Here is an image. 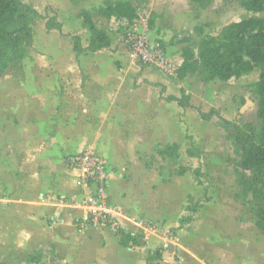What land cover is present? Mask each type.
I'll return each mask as SVG.
<instances>
[{"label":"crops","instance_id":"crops-1","mask_svg":"<svg viewBox=\"0 0 264 264\" xmlns=\"http://www.w3.org/2000/svg\"><path fill=\"white\" fill-rule=\"evenodd\" d=\"M144 1L146 10L158 15L149 20L150 40L152 34L163 37L164 40L165 26L176 32H186L192 39L198 40L193 30L196 26H202L205 10L195 16L188 0ZM59 2L61 0L57 1ZM73 2L62 0L66 10L78 13L85 10L90 13L91 9L99 8V4L104 0ZM131 4L135 6L134 0H131ZM46 5L56 12L62 31L67 33L65 22L60 19L58 6L50 1ZM90 16L96 25L97 22L108 21V25L112 22L111 18L97 15V19L93 14ZM77 25L79 30L69 33L77 34L82 46L86 47L90 42V31L83 24L80 26L78 21ZM46 31L54 34L58 40L56 51L53 53H50V50L46 51L40 69L26 73L28 82L11 87V91L7 86L3 89L9 92L8 94H15V100L5 99V101L10 104L9 118H14L17 122H11L13 128L7 131V134L0 132L3 135L0 157H8L7 161L0 158V187L3 190L1 196L6 201L4 206L0 204V263L8 262L7 258L12 260L28 258L32 254L33 246L38 250L45 248L51 242L50 240L46 242L50 237L53 244L55 242L62 244L63 241L71 243L72 246L77 244L78 248L75 247V253L71 258L79 259L78 264H93L95 260L107 261V264H145L149 251L158 246L149 244L148 240L146 244L149 246L123 247L118 244L114 231L104 224H89L90 226L84 229L78 228L75 221L78 222V218L83 219L85 216L82 213L75 215L70 209H65L64 213L56 211L52 206L53 198L56 196L63 199L70 195L77 198L80 191H83L85 197L87 193L91 194L92 191L97 190L96 184L89 187L78 184L77 189L78 173L65 163L67 156L89 150L104 159L108 174L102 192L106 193L105 198L108 195V206L112 204L124 214H112L111 208L108 209L109 213L125 230L136 236L139 225L142 226V220L146 218L142 217L139 220L135 217L138 215L132 212L135 207L129 196H133L138 190L128 186V183L119 176L120 168L124 169L127 164V170L130 171L135 162H139L140 153L152 152L160 130L157 123L161 121L162 105L168 109L172 107L174 112L180 110L184 113L189 109H182L176 102H168L160 97V87L157 85L164 86L165 97H179L180 89L175 91L173 82L176 80L171 77H156L158 74H152L151 66L148 67L150 64L141 70L140 66L130 59L133 61L132 71L138 73L142 83L137 86L129 84L130 75L121 67L129 62V55L113 53V41L109 32V46L112 52L108 51L107 55V49L85 51L76 59L70 37L61 36L55 29ZM61 41H64L69 48L71 46L69 53L58 51L61 49ZM65 58L68 59V63L61 66L60 62ZM116 61H120L119 69L115 68ZM125 74L127 76H124ZM179 84L180 88H184L185 78L181 79ZM191 99H189L190 103L195 105ZM145 110L148 112L146 113ZM2 116L4 112L0 113V129L4 125L3 121L7 119V115L4 119ZM137 123H147L151 126L150 129L138 128L135 125ZM4 140L6 143L8 141V150L5 149ZM16 156L22 157L21 160L17 161ZM118 182L121 183L122 188L115 192V185ZM34 195L41 197L40 202L34 203ZM51 214L58 216L57 223H49L47 218H44L50 217ZM75 232L82 235L78 242L67 238L70 234L75 235ZM106 235L115 238L116 249L127 252L128 261L116 260L111 255L108 258L100 256L98 259H89L92 261L89 263L81 261V257H87L88 249L85 248L84 243H90L92 239L97 240L101 253L105 255L104 251L107 250L104 248L107 244L104 236ZM41 244L45 246H38ZM252 244L251 246H254L256 242ZM189 259L190 262L181 255L179 264H194L193 262L199 261L196 258L189 257ZM242 261L240 264H251L247 260ZM258 262L264 264V254ZM160 263L173 264L172 257L166 250L162 253V259L158 264Z\"/></svg>","mask_w":264,"mask_h":264},{"label":"rangeland","instance_id":"rangeland-1","mask_svg":"<svg viewBox=\"0 0 264 264\" xmlns=\"http://www.w3.org/2000/svg\"><path fill=\"white\" fill-rule=\"evenodd\" d=\"M23 1L36 7L41 15L47 16H51L54 10L51 7L45 10L46 4L48 1L55 3L60 10V19L65 22L68 34L79 30L77 21L80 26L82 25L78 12L66 10L63 7L62 0L59 3L57 1L60 0ZM107 1L104 0L102 4H99V8L91 9L90 14L98 19L97 15L105 7ZM188 1L195 16H198L202 10L206 11L202 26H196L193 30L194 36L198 39L196 41L206 36L217 35L224 26L232 21L248 16L264 18V10L259 13H249L233 1L211 0L201 6L198 5L197 0ZM134 4L138 18H145V21L150 20L151 12L146 10L145 1L134 0ZM111 19L112 22L109 25L108 21H104L103 23L97 22V26L103 27L107 35L108 32L110 33L114 47L113 53L117 52L119 55L128 56V50L125 48L122 39L124 31L130 29L129 27L133 24V21ZM44 21V19H37L34 22L33 42L31 45L26 46L23 60L19 64L8 68L0 77V113L4 112L2 119L6 118L7 115V119L3 121V127L0 129L3 134L11 131L13 128L11 122H17L14 118H9L8 109L10 104L5 101V99L15 100V94H8L9 92H5L3 89H6L7 86L8 90L11 91V87L28 82L26 73L33 70L38 71L46 51L50 50V53H53L58 46L55 35L44 29ZM143 23L145 24V22ZM150 24L147 21L145 29H142V26L139 27V30L148 40V47L152 51V55H155L151 56L150 54L149 59L151 58L150 62L152 63L148 67L151 66L152 74H158L156 77H171L176 80L173 82V86L176 88L175 91H179V89L181 90L180 80L175 77V69L180 63V50L184 46L183 43H180V40L188 35L186 32H176L165 26L164 40L163 37H156L154 34L151 35L150 40L148 31L149 28L151 30ZM54 33L56 34V32ZM60 45L61 49L58 51L61 50L66 53L71 51L72 42L70 48L64 41H61ZM108 51L110 50L107 49V55ZM166 51L167 53H165ZM128 59L129 62L121 66L130 75L128 83L135 86L140 85L142 81L139 80L138 73L132 71L133 61L130 60V56ZM67 63V58L60 62L61 66ZM119 63L120 61H116L115 68L119 69ZM124 76H127V74ZM257 78L258 71H253L227 82L218 80L202 83L195 74H188L185 77V86L182 89H184L189 99L192 98L191 100L195 105H198L204 112L214 108L230 121L257 125L259 123L256 116L257 102L251 88ZM145 111L148 112V110ZM135 125L138 128L147 129H150L151 126L147 123H137ZM127 126L132 127L133 125ZM157 126L160 127V130L156 136V143L153 145L152 152L140 153L138 156L139 162H135L130 171L127 170V164L124 169L121 167L119 171V176L128 183V186L138 190L133 196H129L135 207L132 212L138 215L135 217L139 220L142 217L153 219L142 220V226L139 225V232L136 237L140 241H144L145 246H149L146 244L148 240L149 244H153L155 247L165 246V250L172 257L173 264H179L181 255H184L189 262V257L199 260L198 263L193 262L194 264H240L243 262L242 260H247L251 264H258V259L264 254V229L260 230L255 226L256 204L250 198L245 204H242L236 196V193L240 191V185L236 178L240 151L229 140L231 130L220 126L216 118H213L212 121L201 120L192 109L184 113L180 110L174 112L172 107L168 109L163 105L161 108V121L157 123ZM2 138L3 135L0 134V145ZM4 141L5 149L8 150V141L7 143L6 140ZM171 142H176L179 147L176 160L161 156L158 153L163 146ZM190 147H193L192 151L194 149L200 151V158L187 155L186 151ZM1 157L5 161L8 159V157ZM21 158L16 156L17 161ZM179 166L185 167V172L182 175L177 173ZM198 166L199 170L196 178L193 170ZM76 187L79 188L78 181ZM120 188H122V185L118 182L115 185V192ZM2 191V187H0V204L4 206L6 201L1 196ZM82 193L83 191H80L77 198L72 195L65 196L63 199L54 196L52 206L61 213H64L65 209H70L75 215L82 213L85 217L77 220L79 226L82 227L81 229H84L90 226L86 220L87 199L89 196L95 197L97 190L92 191L91 194L87 193L85 197ZM189 195H192L190 200L192 205L196 204L197 206L193 214L184 209L189 204ZM40 199L41 197L34 195V203L40 202ZM84 199L85 202L82 203ZM105 199V205L108 209L111 208L112 214H124L121 210L116 209V206L114 207L112 204L108 206V195ZM186 215H192V220L189 223H181V218ZM44 218H47L46 220L52 224L57 223L59 220L58 216L53 214ZM180 225L181 228L178 229L177 227ZM168 228L173 229V231L170 232ZM72 235H68L67 238L69 240L70 238L74 239V242H78L82 237L78 232ZM74 236L75 238H73ZM104 239L107 244L104 248V250H107L104 251L105 255L101 253L97 240L92 239L90 243H84L85 248L88 249L86 251L87 257H81L80 260L89 263L92 262L89 259H98L100 256L108 258L111 255L116 260L128 261L127 252L116 249L113 236L106 235ZM49 240L51 242L46 246L43 244L38 245L45 246L40 250L42 252L40 264H78L79 259L71 258L75 253V247L78 248L77 244L72 246L71 243H65V241L62 244L58 242L53 244L50 237L46 242ZM255 242L256 244L251 246ZM100 244L103 245L102 242ZM36 251L38 249L33 246L31 253ZM174 256L177 260L174 259ZM7 261L2 263L34 264L29 262L27 258H15V260L7 258ZM158 263L152 262L150 264ZM93 264H107V261L95 260Z\"/></svg>","mask_w":264,"mask_h":264},{"label":"trees","instance_id":"trees-1","mask_svg":"<svg viewBox=\"0 0 264 264\" xmlns=\"http://www.w3.org/2000/svg\"><path fill=\"white\" fill-rule=\"evenodd\" d=\"M195 1V0H194ZM211 0H197L199 6L205 5ZM237 2L246 12L259 13L264 10V0H223ZM45 10L50 6H45ZM100 16L107 19L132 21L138 17L136 7L131 4V0L107 1L105 7L100 11ZM78 16L84 26L90 31V42L88 46H82L81 39L77 34H68L62 31L61 22L55 11L51 16L41 15L33 5L25 3L23 0H0V77L8 68L19 64L25 57L26 46L33 42V25L37 19H44L46 30H57L61 36L70 37L72 50L76 59L85 51H98L100 49H110L107 32L98 27L90 16V13L81 10ZM158 17L151 13L150 20ZM160 18V17H159ZM149 24V20H148ZM184 46L180 50V64L175 69V77L181 80L188 74H195L202 83L213 80L227 82L233 78L258 71V78L251 85L257 102L256 116L259 121L257 125L250 123H236L225 118L220 112L211 108L204 112L200 107L190 103L189 97L181 88L180 96H163L164 86L157 85L160 97L165 101H174L182 109H192L203 121H210L213 118L224 129H230L229 140L235 144L240 151V158L237 162L238 171L236 178L240 185V191L236 193L238 199L245 204L250 198L256 204L255 226L264 229V18L248 16L237 21H232L224 26L217 35H211L195 41L190 36L180 40ZM134 63L142 70L146 65L139 60ZM149 84V83H148ZM151 85V84H150ZM178 144L168 143L163 146L158 153L161 156L170 157L173 160L178 158ZM186 151L189 157L200 158V151ZM82 151L79 155L85 153ZM75 155L67 156L65 163L68 167L74 168L71 159ZM104 161V159L102 158ZM103 166V165H102ZM199 166L193 170L197 178ZM185 172L184 166L177 169L178 175ZM99 171L93 175L86 176L83 184L89 187L96 183L98 188L105 186L107 173L99 180ZM199 185L201 183L197 181ZM99 197V195L97 196ZM192 195L188 196L189 204L185 206V211L193 214L196 211V204L190 202ZM96 219L99 224L110 227L117 236L118 244L123 247H142L144 241H140L136 236L125 230L110 213H101ZM93 213L87 212L86 220L90 223L93 220ZM192 215L182 217L181 223H189ZM78 228L79 223L75 221ZM181 228V225L177 227ZM170 232L173 229H168ZM165 246H158L149 251L145 264L159 262ZM40 250L28 256L27 260L34 264L41 263ZM174 259L177 258L174 256ZM2 264V263H0Z\"/></svg>","mask_w":264,"mask_h":264},{"label":"built area","instance_id":"built-area-1","mask_svg":"<svg viewBox=\"0 0 264 264\" xmlns=\"http://www.w3.org/2000/svg\"><path fill=\"white\" fill-rule=\"evenodd\" d=\"M132 21L133 24L129 27L130 29L124 31L122 42L125 48L128 50V55L131 57L133 61L139 60L143 63L151 64L152 62H150L151 58L149 59V56L150 54L151 56H155V55L154 54L152 55L151 53L152 51L148 47V40L139 30V27L141 26L142 29H145L147 27L148 20L145 21V18L137 17ZM143 22H145V24ZM71 163L72 165H74V169L78 173L79 185L80 184L84 185L83 184L84 178L86 176L93 175L94 173H96V171H99V175L97 176V179L99 180L102 178V176L105 173H107L105 169V162L102 160V158L95 155L89 150H86V152L83 153L82 155L79 154L75 155V158L71 159ZM92 184H96V183H92ZM103 187L104 186L101 185V188L99 189L97 186V193L95 194V197L89 196L87 199L88 209L86 211V217H87V212H92L94 217L89 224H97L96 219L99 216H102L101 213H109V210L105 205L106 199L102 192ZM98 195L99 197H97Z\"/></svg>","mask_w":264,"mask_h":264}]
</instances>
